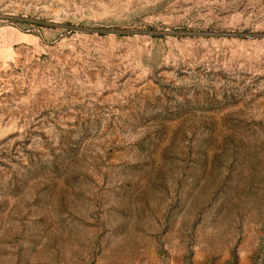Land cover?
<instances>
[{
    "label": "rangeland",
    "instance_id": "1",
    "mask_svg": "<svg viewBox=\"0 0 264 264\" xmlns=\"http://www.w3.org/2000/svg\"><path fill=\"white\" fill-rule=\"evenodd\" d=\"M0 264H264V0H0Z\"/></svg>",
    "mask_w": 264,
    "mask_h": 264
},
{
    "label": "bare ground",
    "instance_id": "2",
    "mask_svg": "<svg viewBox=\"0 0 264 264\" xmlns=\"http://www.w3.org/2000/svg\"><path fill=\"white\" fill-rule=\"evenodd\" d=\"M7 36V35H6ZM12 39V38H11Z\"/></svg>",
    "mask_w": 264,
    "mask_h": 264
}]
</instances>
